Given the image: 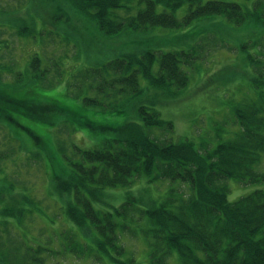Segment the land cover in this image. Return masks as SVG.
<instances>
[{
	"label": "trees",
	"instance_id": "1",
	"mask_svg": "<svg viewBox=\"0 0 264 264\" xmlns=\"http://www.w3.org/2000/svg\"><path fill=\"white\" fill-rule=\"evenodd\" d=\"M70 1L107 36L153 26L186 27L216 14L240 25L248 16L241 4L225 0ZM161 2L172 10L160 11ZM185 3L186 14L179 18L175 11ZM252 3L264 16V0ZM35 22L20 21L16 35L30 39L36 31L44 43L50 30L37 29ZM202 47L121 51L78 68L71 81L64 80L63 60L46 63L39 50L26 53L23 71L9 62L0 69V84L5 80L8 89L6 93L0 85V126L13 144L11 154L6 149L0 159L17 153L14 162L43 161L51 200L44 206L31 195L1 185L0 264H82L86 258L90 264H264V188L235 200L229 197L230 180L264 184V51L248 54L253 72L243 98L232 104L234 135L214 148L178 140L174 123L141 102L181 92L191 80L184 66L196 65ZM52 68L59 76L56 82L45 78ZM60 86V95L44 93ZM133 106L134 121L94 120L97 113H120ZM80 118L86 122L80 123ZM71 125L94 138L93 144L83 145L82 137L84 143L72 140L66 133ZM155 130L171 135L160 136ZM146 176L149 181L186 184L171 188L146 208L130 190L118 205H95L107 188L132 187ZM30 218L42 222L37 234L29 228ZM126 236L144 238L149 247L146 262L130 251Z\"/></svg>",
	"mask_w": 264,
	"mask_h": 264
},
{
	"label": "rangeland",
	"instance_id": "2",
	"mask_svg": "<svg viewBox=\"0 0 264 264\" xmlns=\"http://www.w3.org/2000/svg\"><path fill=\"white\" fill-rule=\"evenodd\" d=\"M225 1H234L243 6L248 14L243 24H236L225 15L216 14L199 17L186 27L153 26L146 31L128 30L116 36H107L97 30L86 14L75 9L70 0H32L31 2L0 0V69L3 71L5 67H8V62L10 65L22 67L25 59L28 58L26 53L39 50L44 55L46 63H51L55 59L63 60L64 64L62 63L60 68L66 72L63 76L64 80L69 78L71 81L74 78L72 74L78 68L102 62L105 57L113 56L121 51H141L146 48L179 50L192 48V45L203 46L199 51L201 58L194 63L196 65L184 66L191 80L181 92L173 96H159L158 101L155 102H152V97L149 96L148 101L141 100V102L155 107L160 111L162 118L174 123L173 135L178 140L188 138L194 140L197 146L202 145L205 150H208L214 148L220 141L233 137L237 123L233 122L232 104L233 101L243 98L250 86V74L253 72L247 56L250 53L264 51V16L260 8L254 9L252 0ZM187 6L188 4L185 3L175 11L179 18L185 16ZM158 9L172 10L163 2L158 3ZM34 20H36L37 29L50 30L44 34V43H40L41 36L36 31L32 32L34 37L30 39L16 35L15 27L20 21L34 24ZM1 47H4V50ZM14 60L18 61V64ZM44 65H46L45 62ZM20 70H25V66ZM6 78L10 79L11 76L8 75ZM45 78L56 82L59 76L52 68L46 73ZM0 85L7 93L5 80L1 81ZM62 89L63 86H60L48 89L44 93L49 96L60 95L61 93L56 90ZM63 100L68 104V99L63 98ZM83 112L88 113V110ZM136 118V107L133 106L120 113L107 111L97 113L94 120L123 124L134 121ZM85 122V118H80V123ZM71 126L66 133L72 140L84 143L80 140L82 137L86 140L83 145L93 144L94 138L84 135L75 130L73 125ZM162 132L154 131L160 136L171 135L169 132ZM57 133L59 136V131ZM11 142L5 128L0 126V154H5L6 149L11 154L9 150V146L13 145ZM16 155L17 153L10 158L7 156L5 159H0V170L2 169L0 188L1 185H8L19 195L22 193L31 195L36 200H40L44 206L49 204L51 200H47L48 182L44 176L43 161L39 163L30 159L28 161L18 159L14 162ZM2 176H5L7 180ZM150 178V176L139 178L132 187L128 188H107L100 200H94V203L96 206L111 208L126 199L127 191L130 190L139 198V205L146 208L157 204L171 188L179 189L184 183L180 180L172 181L163 178L149 181ZM229 185L231 200L258 188H264L263 183L243 185L235 180H230ZM183 188L189 190L185 185ZM27 222H30L29 228L32 233L37 234L38 227L42 223L39 218H30ZM92 237L93 235H90L88 239L91 240ZM91 242L95 245L94 241L91 240ZM126 245L139 261H147L149 247L142 236L132 238L126 236ZM82 264H90V261L88 258L83 259Z\"/></svg>",
	"mask_w": 264,
	"mask_h": 264
}]
</instances>
